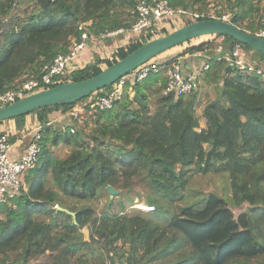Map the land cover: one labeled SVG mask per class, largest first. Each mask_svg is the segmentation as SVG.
<instances>
[{"label": "trees", "instance_id": "1", "mask_svg": "<svg viewBox=\"0 0 264 264\" xmlns=\"http://www.w3.org/2000/svg\"><path fill=\"white\" fill-rule=\"evenodd\" d=\"M166 1L173 9L185 10L192 3L203 12L209 0ZM136 3L53 0L42 8L35 0H0V94L37 77L44 63L66 52L70 42L79 39L80 25L86 24L89 35L129 29L137 17ZM262 3L222 0L229 21L250 33L259 25ZM22 4L33 8L18 20H7ZM151 36L147 30L117 47L116 60L96 56L58 82L89 78L102 70L103 62L110 66ZM219 38L221 55L239 44L264 69V55L230 36ZM212 44L191 45L183 53L211 49ZM209 63L201 78L216 87L217 97L201 115L196 113L198 90L185 97L163 95V85L151 75L128 84L113 108L93 110L89 130L88 119L55 128L49 113L66 112L94 99L97 91L73 104L12 118L21 136L29 132L28 116L43 127L37 163L25 173L24 189L0 204V263L264 264V80L235 68L227 71L223 59L211 58ZM130 88L134 100L125 94ZM16 136L9 134L10 141ZM58 146L68 150L62 157L53 153ZM221 173L229 179V203L211 192L200 210L180 204L192 176ZM106 186L117 192V199ZM102 192L107 198L97 212L92 203ZM134 192L154 210L127 211L122 198L127 194L132 205L129 194ZM46 254V260H38Z\"/></svg>", "mask_w": 264, "mask_h": 264}, {"label": "built area", "instance_id": "2", "mask_svg": "<svg viewBox=\"0 0 264 264\" xmlns=\"http://www.w3.org/2000/svg\"><path fill=\"white\" fill-rule=\"evenodd\" d=\"M136 12L137 17L135 22L129 29L118 28L113 31H103L97 35H89L84 29L86 24L80 25L82 32L79 39L71 41L66 52L60 53L50 62L44 63L37 77L27 79L15 89L0 94V106L60 84L61 82H58L60 77L68 75L76 68L75 60L77 55L86 47L89 40H107L127 32L132 34L133 38H137L145 30L152 33L158 32L160 23L176 20L180 16L187 21L190 20L189 22L201 19H219L230 22L229 14H204L197 11L190 13L184 9H173L166 0H149V2L138 0ZM259 26L252 34L264 39V5L261 9ZM210 50L207 48L186 56L188 59L187 63H184L183 58L181 59L180 56L173 58L171 61H156L155 59H151L114 82L110 90L105 92H102V90L97 91V96L89 101L88 107L92 110L111 109L122 99L124 89L128 84L141 83L151 75L159 73L163 75L161 83L163 85V95H171L175 98L188 96L197 90L201 76L210 69L209 60L211 58L217 60L223 59L227 66L241 71L242 74L257 75L264 80L263 67L246 60L242 54L245 52L239 44L233 45L230 51L223 55H221V45L214 47V55L208 53ZM68 118L69 125L80 123L81 120L79 113L74 112V110H71ZM42 127L41 124L37 123L28 132L30 133L29 140L18 157L12 156L13 142L10 141L9 133L6 130L0 129V204L6 203L10 198L18 195L24 189V175L36 165L40 153L39 141ZM73 131L74 129L71 128L70 132ZM132 208L143 213L154 210L152 206L139 201H136Z\"/></svg>", "mask_w": 264, "mask_h": 264}, {"label": "water", "instance_id": "3", "mask_svg": "<svg viewBox=\"0 0 264 264\" xmlns=\"http://www.w3.org/2000/svg\"><path fill=\"white\" fill-rule=\"evenodd\" d=\"M40 7H45L53 0H35ZM227 35L236 41L245 44L252 50L264 55V39L254 34L241 30L231 22L219 19H201L189 22L165 35L151 38L125 57L115 61L110 66H106L99 73L81 81H68L48 87L27 95L15 102L0 107V122L15 118L40 109L46 106H58L73 104L92 93L102 90L112 85L122 76L127 75L139 65L154 59L159 54L170 48L184 44L188 40L203 35ZM232 67L227 66V71ZM110 197L116 194V191L110 186H106ZM56 209L63 211L75 218V214L66 209L56 206ZM84 239H88L87 229H83Z\"/></svg>", "mask_w": 264, "mask_h": 264}, {"label": "rangeland", "instance_id": "4", "mask_svg": "<svg viewBox=\"0 0 264 264\" xmlns=\"http://www.w3.org/2000/svg\"><path fill=\"white\" fill-rule=\"evenodd\" d=\"M32 8H33V5H31L29 7H27V5H24V4L19 5L16 8H14V10L12 11L10 17H8L7 20H9L10 18L11 19L13 18L14 21L18 20V19H20L23 16L25 11H30ZM196 9H197L196 6H192V3H189L185 10L191 13V12L196 11ZM205 9L206 10L202 12L204 14H207V13H213L215 15H219L221 13L229 14L228 11H226L224 9V6L222 4V0H209ZM197 12H199V11H197ZM219 12H221V13H219ZM189 21H187L186 19H183V17L180 16L176 20L168 21L167 23L162 22V23H160V25L158 27V29H159L158 32L157 31L154 32L155 34L152 33L151 37L152 38H156V37H160L162 35H165V34L171 32V31H173V30H175V29L187 24V22L189 23ZM259 27L260 26L258 25L257 29ZM146 31L147 30L142 31V33L145 34ZM219 36L220 35L210 34V35H203V36L192 38V39L188 40L184 44L176 45V46L170 48L169 50L159 54L154 59L156 61H171L173 58H176V57H179V56L184 57L185 55H190L189 52L188 53L187 52L183 53L187 47H189L191 45H197V44H200V43H203V42H206V41H212L214 43L211 46H209V47H211L210 52H212L213 55H214L213 48L215 46H217V45H221V39L219 38ZM132 38H133V35L128 33V32L125 33V34L117 35V36H115L113 38V39H115V44H114L115 48L113 50L111 48H108V47L102 48V51L98 52L97 55L102 57L104 60L114 61V60H116V58H115V50L117 49V47H122V46L125 47L126 45H128L131 42H134L136 40V38H133V39ZM242 54H243V57L246 58V60L249 59V61L254 62L255 64H257V58H256V56H254L253 53L248 52V53H242ZM105 67H106V64H105V62H103L101 64V68L105 69ZM236 72L242 74L241 71H236ZM244 75H247V74H244ZM161 78L162 79H161L160 83H162V81H163V75H161ZM197 90L198 91H197L196 94H197L198 102H197V106H196V113H197V115H201L204 106L208 102L216 99V97H217V89L211 82H205L201 78ZM125 94L129 97V99H132V100H134L135 97H136L134 95V93H132L131 88ZM91 99H92V97H90L89 99H87L84 102L77 103L72 108H70L68 111L65 112L67 114V116L70 115L71 110H74V112L79 113V118L81 119L80 123L78 122L79 125L83 123V120L88 119L87 130L91 129L94 126L92 121L89 119V116L92 115L91 112L93 113V110L91 108L85 106V104H87L88 101H90ZM28 117L30 118V116H28ZM7 122L15 123L13 119H9V120H5V121H1L0 125L3 126ZM200 122H202V120H200ZM14 126H15V129L20 131V129L16 125V123H15ZM201 126H203V124H201ZM67 151L68 150L65 147H63V146H58V147H55L53 149V153L55 155H57V156H60V157L64 156L67 153ZM211 192L215 193L217 196H219L222 199H224L227 203L230 202V197H231V194H230V183H229L228 177L225 174L221 173V174H207V175H195V176H192V178L189 181V185L187 186L185 195H186V198H187V194L191 195V196H189L190 197L189 199L192 200V204H193V200L194 199L202 198L201 202H200V205H202L203 204V200H204L203 198H205ZM127 197H128V195L126 194V197L122 198L123 202L126 205V210L127 211H131V209H133L132 208L133 204L136 201L143 202L139 197L136 196V194L134 192V193L129 194L130 198L133 197L132 198L133 199V204L132 205H128L129 201H128ZM106 198H107V195L104 192H102L101 196L99 198V201H93L92 204L96 208L97 212L99 211V209L106 202ZM112 199H117V192H116V194H114L112 196ZM184 201H185V199L183 201H181L180 204H185ZM143 203H145V202H143ZM192 204H191V201L187 200V205H192ZM114 207L117 210L119 208V206L117 204H115ZM193 209H195V206H193ZM236 213H238V210L236 211ZM82 233H83V230H82ZM87 236H88V230H87ZM47 256H48V254H46L44 256H41V257L38 258V260L39 261H44V260H46Z\"/></svg>", "mask_w": 264, "mask_h": 264}, {"label": "crops", "instance_id": "5", "mask_svg": "<svg viewBox=\"0 0 264 264\" xmlns=\"http://www.w3.org/2000/svg\"><path fill=\"white\" fill-rule=\"evenodd\" d=\"M264 5V3H262V6ZM256 27V26H255ZM115 44V39L111 38V39H107V40H97V41H93V40H89L88 43L86 44V47L84 49H82L79 54L77 55V58L75 60V67L76 68H83L84 66L90 64L94 57L98 56L100 57L98 54V52L102 51V48H111L112 50L115 48L114 47ZM188 55H185L184 57L180 56L181 59L183 58V62L187 63L188 59L187 57ZM102 57H100L101 59ZM161 73L159 74H154L153 76L158 77V84H161ZM29 118V117H28ZM26 119V123L29 124V128L28 130H30L31 128L34 127L35 124H37V121L35 120V118H29ZM49 121L50 123H53L52 125L55 128L58 127H63V126H68L69 125V118L67 116V114L65 112H61V111H52L49 113ZM15 123L13 122H7L5 123L3 126L0 125V129L2 130H6L11 136L13 135H17L15 140L13 141V151H12V156L13 157H18L22 151H23V147L25 146V144L28 142L29 140V134H22V136L20 135V131H18L17 129H15ZM225 174V173H223ZM226 175V174H225ZM227 176V175H226ZM191 195L187 194V198L185 195V204H187V200L191 201L192 204V200L189 199ZM206 198H203V204L200 205L201 199H194L193 200V204L191 205L192 207V211H197L200 210L204 207L205 205V201ZM198 205V206H197ZM193 206H195V209H193Z\"/></svg>", "mask_w": 264, "mask_h": 264}]
</instances>
